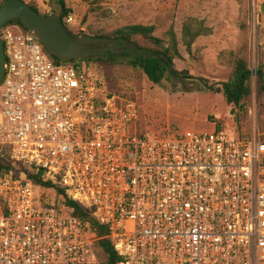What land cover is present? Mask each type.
Instances as JSON below:
<instances>
[{
    "label": "built area",
    "instance_id": "built-area-1",
    "mask_svg": "<svg viewBox=\"0 0 264 264\" xmlns=\"http://www.w3.org/2000/svg\"><path fill=\"white\" fill-rule=\"evenodd\" d=\"M0 38V156L41 169L92 209L121 264H264L256 129L245 138L217 128L139 134L138 104L88 64L54 62L16 22ZM41 192L22 174L0 171V264H103L92 230L63 195L46 207Z\"/></svg>",
    "mask_w": 264,
    "mask_h": 264
},
{
    "label": "rangeland",
    "instance_id": "rangeland-1",
    "mask_svg": "<svg viewBox=\"0 0 264 264\" xmlns=\"http://www.w3.org/2000/svg\"><path fill=\"white\" fill-rule=\"evenodd\" d=\"M24 1L32 2L41 14L51 13L55 3V0ZM64 1L73 18L66 26L73 33L109 34L122 26L142 24L153 26V34L166 39L171 27L180 42L182 24L188 17L209 29L195 39L190 53L178 44L180 58L172 62L176 70L188 71L186 78L168 74L154 84L132 66L90 62L92 71L105 81L109 90L138 104L135 129L139 134L176 137L187 130L202 132L217 127L244 138L256 129L264 139V89L260 88L257 73L264 65V0ZM243 53L248 64L246 84L250 94L239 105L228 101L221 85L207 89L194 79L203 77L209 84L227 83L231 60Z\"/></svg>",
    "mask_w": 264,
    "mask_h": 264
},
{
    "label": "trees",
    "instance_id": "trees-1",
    "mask_svg": "<svg viewBox=\"0 0 264 264\" xmlns=\"http://www.w3.org/2000/svg\"><path fill=\"white\" fill-rule=\"evenodd\" d=\"M4 0H0V4ZM24 1V0H23ZM89 1V0H83ZM37 12V7L30 1L27 2ZM55 3L61 7L62 18L67 16L71 10L66 7L64 0H55ZM91 9V8H90ZM47 15V14H44ZM12 23V22H8ZM21 25L19 22H16ZM22 26V25H21ZM67 27V26H66ZM68 28V27H67ZM153 26L133 24L126 25L111 31L109 34L95 33L91 34L94 37H107V38H123L133 44L137 45L140 49L149 52H162L171 61L175 58H180L178 44L181 43L185 50L190 53L192 44L199 35L208 33L209 29L202 24V22L188 17L184 20L181 28L180 42L177 40L174 31L170 27L167 32V39L160 38L153 34ZM68 30L73 33L69 28ZM74 35H88L86 33H73ZM56 63H63L58 58L50 55ZM86 64H90L91 61H95L103 66H114L118 64H126L134 68L140 69L147 78L154 84L160 83L166 75H168V64L159 60L158 58H147L132 54L130 52H124L118 55H114L110 52L105 56L95 57L91 59H80ZM73 61V60H70ZM231 76L227 81L228 88H222L225 91L226 97L229 102L234 105H239L244 99H247L250 90L246 84L249 79V70L247 59L245 54H237L231 60ZM264 65L260 70H257L258 79L260 81V88L264 89ZM217 128V127H216ZM218 129V128H217ZM263 139V138H262ZM264 140V139H263ZM2 170H14L26 179L31 181L36 189H43L41 195V202L46 207H53L56 201V195H63V202L71 209V214L82 219L88 227L92 230L93 237L96 238L94 248L96 254L103 264H121V259L114 250L110 240L106 238L107 229L106 226L100 223L93 215L92 209L86 208L76 201L64 196V189L60 186L52 184L50 181L45 180L43 172L39 168L23 166L21 163L13 162L9 157L0 156V171Z\"/></svg>",
    "mask_w": 264,
    "mask_h": 264
},
{
    "label": "water",
    "instance_id": "water-1",
    "mask_svg": "<svg viewBox=\"0 0 264 264\" xmlns=\"http://www.w3.org/2000/svg\"><path fill=\"white\" fill-rule=\"evenodd\" d=\"M8 22H19L23 28L32 31L45 50L63 62L102 57L108 52L114 55L130 52L147 58H158L167 63L168 74L173 78L182 79L188 74L187 70H176L173 62L164 53L144 51L126 39L74 35L62 22V10L57 7L53 12L44 15L23 0H4L0 4V28ZM4 62L3 42L0 38V80L4 73ZM194 79L207 89H213L216 84L224 87L227 85L223 81L209 84L203 77Z\"/></svg>",
    "mask_w": 264,
    "mask_h": 264
},
{
    "label": "flooded vegetation",
    "instance_id": "flooded-vegetation-1",
    "mask_svg": "<svg viewBox=\"0 0 264 264\" xmlns=\"http://www.w3.org/2000/svg\"><path fill=\"white\" fill-rule=\"evenodd\" d=\"M55 7L60 8V11H61V7H59L56 3H54L53 6H52V10H51V12L54 11ZM185 78H186V77H185ZM223 87H224V86H221V88H223ZM228 87H229V86H228V84H227L226 87H224V88H228Z\"/></svg>",
    "mask_w": 264,
    "mask_h": 264
}]
</instances>
